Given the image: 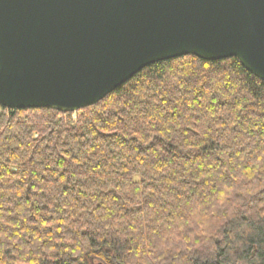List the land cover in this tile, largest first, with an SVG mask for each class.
Returning a JSON list of instances; mask_svg holds the SVG:
<instances>
[{"label":"trees","instance_id":"trees-1","mask_svg":"<svg viewBox=\"0 0 264 264\" xmlns=\"http://www.w3.org/2000/svg\"><path fill=\"white\" fill-rule=\"evenodd\" d=\"M0 264H264V81L186 55L73 113L0 105Z\"/></svg>","mask_w":264,"mask_h":264},{"label":"water","instance_id":"water-1","mask_svg":"<svg viewBox=\"0 0 264 264\" xmlns=\"http://www.w3.org/2000/svg\"><path fill=\"white\" fill-rule=\"evenodd\" d=\"M186 55L264 81V0H0L4 108L73 113Z\"/></svg>","mask_w":264,"mask_h":264}]
</instances>
